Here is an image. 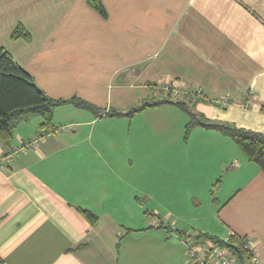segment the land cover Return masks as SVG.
<instances>
[{
  "label": "crops",
  "instance_id": "1",
  "mask_svg": "<svg viewBox=\"0 0 264 264\" xmlns=\"http://www.w3.org/2000/svg\"><path fill=\"white\" fill-rule=\"evenodd\" d=\"M102 2L106 16L87 0H0V48L50 97L75 96L104 110L98 117L59 105L55 112L67 110L73 121H57L54 128L66 129L10 162L1 156L44 132L39 124H24L14 142L0 141L3 264H190L184 231L223 240L239 234L264 264V171L233 139L202 126L183 137L180 124L177 132L170 131L174 124L158 122L94 124L112 108L125 111L158 95V84L172 81L185 90L200 88L211 100L197 103V111L264 133V0ZM19 24L29 39L11 38ZM222 98L230 99L225 109ZM151 130L168 134L152 137L161 141L159 202H175L184 188L197 198L195 184L215 186L222 173L213 215L202 216L209 221L177 219L172 231L160 228L164 219L157 228L144 219L141 196L152 197L133 180L150 177ZM191 142L203 156L216 152L215 166L186 169ZM80 207L97 214L98 222L91 224ZM174 213L181 218L176 210L165 215ZM189 214L184 211L183 219Z\"/></svg>",
  "mask_w": 264,
  "mask_h": 264
},
{
  "label": "trees",
  "instance_id": "2",
  "mask_svg": "<svg viewBox=\"0 0 264 264\" xmlns=\"http://www.w3.org/2000/svg\"><path fill=\"white\" fill-rule=\"evenodd\" d=\"M88 3L106 16L107 11L102 0H87ZM29 39L31 34L21 24L17 25L11 33L12 39ZM202 91V95L185 97L184 99L165 94L160 88L158 95L143 99L140 103L134 104L127 110L112 108L106 114L109 116H129L149 108L158 107L164 104H174L184 109L190 115V120L186 125L185 137L197 126L213 129L233 139L239 148L246 154L249 160L256 162L264 171V133L244 127H239L234 123L225 120L212 119L204 112L197 111L196 105L199 102L211 103ZM230 100V99H229ZM63 104H72L78 108L91 110L99 115L104 110L78 97L53 98L47 95L31 76L5 48H0V141L9 145L14 138V130L19 121L29 119L31 116L39 115L42 117L39 123L40 132L47 133L56 128L53 122L54 109ZM220 106L222 104L220 103ZM223 107V106H222ZM225 109V107H223ZM40 134V133H39ZM80 212L91 224L98 222V215L94 212L79 208ZM146 213V212H145ZM160 227H165L164 225ZM131 231V230H129ZM183 240L190 244L196 242L209 241L211 244H220L227 248L232 255L237 258L238 264H251L249 253L245 245L248 240L239 234L231 235L227 240L220 239L207 233L180 232ZM0 264L3 260L0 258Z\"/></svg>",
  "mask_w": 264,
  "mask_h": 264
},
{
  "label": "rangeland",
  "instance_id": "3",
  "mask_svg": "<svg viewBox=\"0 0 264 264\" xmlns=\"http://www.w3.org/2000/svg\"><path fill=\"white\" fill-rule=\"evenodd\" d=\"M178 98H182L184 99L185 97L182 96H178ZM58 106L55 108L57 110ZM65 108V107H64ZM54 109V116H53V122L54 124H59L60 121L62 123H66L68 124L69 121H73L72 117H70L69 115H71L69 113V111L67 110H62L58 112H55ZM142 112H144L143 115L138 116V117H134V121H131V119H133V117H129V116H107V117H101L97 122H95L94 124H136V123H164V124H174V126H176V128L171 129V132L176 131L177 132V127L178 124H180V126L183 129V137L186 134V125L188 123V121L190 120V115L189 113H187L184 109L178 107L177 105L174 104H164L158 107H149L146 108L144 110H142ZM141 112V113H142ZM137 114V113H136ZM135 114V115H136ZM96 115V114H95ZM102 116V113H100L98 115V117ZM42 120V117L39 115H34L31 116L29 119L25 120H21L18 122V124H16L15 126V130L16 129H20L24 124L26 126H28L29 128H34L37 124L40 123V121ZM135 122V123H132ZM35 125V126H34ZM14 130V134L15 131ZM164 132V131H163ZM157 135L161 136L162 132L160 133V131H153L151 130V142L148 148V153H149V158L150 159V163H149V170H150V177L148 178V180H144L143 182H139V180L135 177L133 180V185L139 187L140 189L146 188L148 189V191L150 192V196L152 197L150 199V201L146 198L145 196H141V200L142 202L144 201L145 205H144V211L146 212L144 214V219L149 221V226L151 227H155L157 228L159 226V223L161 219H164V223H165V228H171L172 231L175 230V227L177 226L175 223L178 224L177 219H179V224H181V222H185V221H190L191 225L192 224H201L203 223L205 220L209 221V217L207 218H202V216L204 214H208V215H213L214 211H211L213 205H214V201H215V197L216 195L220 192L219 188H220V183L222 178V173L215 184V186L213 185L212 187H208V188H203V186H201V183L198 182L195 184V191H196V197H194L195 194H192L190 192V189H185L183 193L181 194V196H176V201L174 202H169L167 204H163L161 202H159L158 200V186L160 183L158 176H156V172L159 168V165L161 162H158V149H160L161 145H158L159 143H161L160 140H158V136L156 138H152L153 136ZM165 134V132H164ZM144 137V136H143ZM142 137V139H143ZM168 137V134H165L161 136V139L163 140L164 138ZM15 140V135L13 138V142ZM133 145L135 147V149H139L140 145H139V141L137 138H135V140H133ZM215 147L217 145H214ZM200 145L198 147L195 146V143L191 142L190 147L186 150L185 156H188V161L184 162V166L186 169H190L191 171H208L209 167H213L215 166L214 162L218 161L217 157L218 155L216 154V152L211 156V155H207V156H203L201 154V152L199 151ZM153 159V160H152ZM187 159V157H186ZM134 166H133V171L134 172H138L141 173L142 172V168L139 164H137L136 166V162H133ZM183 167V166H182ZM195 179H199V177L195 176ZM216 178V179H217ZM215 179V180H216ZM194 189V187H193ZM210 189V190H209ZM146 200V201H145ZM214 200V201H213ZM166 205V206H164ZM170 210L172 211H177V213L182 212V216H180L181 218H177L178 216L174 213L172 215V217H169L167 215H165L167 213V211L169 212ZM184 211L187 212L191 215L190 217H187L186 220L183 219L184 216ZM189 214V215H190ZM199 215V217H198ZM191 219V220H190ZM136 224V222H134ZM163 228V227H160ZM209 244H211L210 242H208ZM204 245V244H203ZM205 246V245H204ZM206 247V246H205ZM210 264H214V263H210Z\"/></svg>",
  "mask_w": 264,
  "mask_h": 264
},
{
  "label": "built area",
  "instance_id": "4",
  "mask_svg": "<svg viewBox=\"0 0 264 264\" xmlns=\"http://www.w3.org/2000/svg\"><path fill=\"white\" fill-rule=\"evenodd\" d=\"M158 86L164 91L166 95L170 94L173 97L192 96L194 99H196L202 95V90L200 88L185 90L175 86L172 81L161 82L158 84ZM220 103L223 107H227L230 104V100L227 98H222ZM64 129H66L65 126H61L47 133L35 134L32 137L22 141L19 145L11 148L1 157L10 162L11 160L16 159L20 154L26 153L27 151L36 148L44 140L46 135L54 134L55 132H60ZM160 222H162V220H160ZM160 222L157 224L160 225ZM185 244L187 246L188 257L191 262L190 264H238L237 258L232 255L227 248L221 246L220 244H211L210 248H206L202 242L190 244V240H185ZM245 247L247 250H250L248 255L250 257L251 264H263L259 256L253 252L249 242H247Z\"/></svg>",
  "mask_w": 264,
  "mask_h": 264
}]
</instances>
